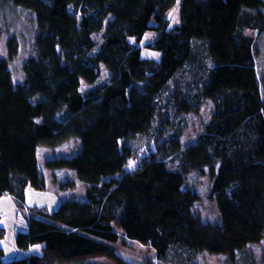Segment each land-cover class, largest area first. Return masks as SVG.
Instances as JSON below:
<instances>
[{
  "label": "trees",
  "instance_id": "16d2710c",
  "mask_svg": "<svg viewBox=\"0 0 264 264\" xmlns=\"http://www.w3.org/2000/svg\"><path fill=\"white\" fill-rule=\"evenodd\" d=\"M9 1L33 13L36 35L24 82L15 83L8 59L0 57V197L10 194L25 207L28 186L47 188L40 146L78 137L76 155L46 163L74 170L88 199L71 198L55 210L31 206L28 228L15 237L23 255L7 259L0 245V264L115 258L121 234L150 244L163 259L181 249L236 259L264 240V98L253 37L246 35L264 30V0H181L177 24L168 14L178 0ZM149 31L154 37L146 46L159 59L143 56L140 43ZM8 46L15 55L16 39ZM202 50L213 66L199 70L205 68V79L197 92L172 91L169 101L185 114L210 99L212 119L187 147L177 134L141 155L129 139L149 133L157 116L171 119L162 111L164 93L177 74L201 67ZM101 65L113 77L95 85ZM176 154L175 168L166 156ZM190 172L210 173L222 223L194 212L200 195L186 186ZM38 243L41 251H30Z\"/></svg>",
  "mask_w": 264,
  "mask_h": 264
},
{
  "label": "rangeland",
  "instance_id": "374dc122",
  "mask_svg": "<svg viewBox=\"0 0 264 264\" xmlns=\"http://www.w3.org/2000/svg\"><path fill=\"white\" fill-rule=\"evenodd\" d=\"M181 0H178L174 7L170 10L168 17L171 23H180V6ZM0 24L3 27L2 37L0 38V57L8 59L9 66L12 69L13 79L16 84L22 83L25 80V62L30 55L34 54V39L36 32V23L34 15L29 10H24L22 7L15 5L9 0L0 1ZM246 35L253 37V50L255 57V67L257 68V79H259L260 90L264 98V30L247 29ZM101 33L95 34L96 40H100ZM154 37V31H149L141 40L142 52L144 57H154L159 59L161 54L159 51L148 48L146 45L149 40ZM10 38H15L18 45L17 53L10 56V47L8 41ZM201 67L197 66L192 70H184L170 82L169 89L164 93L161 106L162 111L168 112L171 119L161 121L158 118L153 124L152 130L149 133H142L132 136L129 142L133 149L141 155L154 146H161L166 140H175V135H179L182 148L187 147L190 143L198 139L205 125L212 119L214 112V104L210 99H201L199 105L188 113L180 114L176 111V107L170 105V94L172 91L183 92L191 89L192 93L197 92L198 86L202 84L201 80L205 79V72L199 71L202 66L211 68L213 61L208 57L206 50H202L200 54ZM203 62V64H202ZM112 73L107 67L101 65V78L96 81L98 83H107L112 80ZM190 84L192 87L189 88ZM85 89L89 88L86 83H83ZM168 105V106H167ZM163 116V115H161ZM162 127H159V123ZM156 127V128H155ZM154 131V132H153ZM157 139V141H154ZM157 144H155V143ZM82 145L80 138L72 137L66 140L65 143L50 147L47 145L40 146L38 150V165L44 176H46V189L27 187L25 207L17 206V201L10 194H3L0 197V212L2 214L1 222L5 226V236L0 240V245L5 248L7 259L22 256L24 252L20 251L15 243L17 231H26L28 228L27 217L32 215L29 210L31 206H44L50 210H55L59 203L67 201L71 198L78 200H87L86 183L72 169H51L46 161L56 157H67L77 154L79 146ZM178 155H167L166 158L170 166L177 167L180 164ZM175 159V160H172ZM129 168H132L136 161L130 160ZM121 175H117L120 177ZM71 180H74L69 183ZM187 187H191L200 195V200L194 207V212L210 223H222V214L219 211L218 202L212 195V183L210 173L205 174L198 172H190L187 175ZM69 185V186H68ZM42 244H37L32 247V252L38 253L41 251ZM117 257L111 258L107 255L93 256L82 263L71 264H263L264 263V240L257 244H251L245 251L238 254L236 259H231L227 255L203 253H190L187 250L181 249L172 251V254L166 259L158 258L156 250L150 244H144L139 240L130 239L120 235V240L113 244ZM27 253V252H25Z\"/></svg>",
  "mask_w": 264,
  "mask_h": 264
},
{
  "label": "crops",
  "instance_id": "0c3cea01",
  "mask_svg": "<svg viewBox=\"0 0 264 264\" xmlns=\"http://www.w3.org/2000/svg\"><path fill=\"white\" fill-rule=\"evenodd\" d=\"M28 224V223H27ZM4 250H5V248H4ZM6 251V250H5ZM30 251H32V248L30 249Z\"/></svg>",
  "mask_w": 264,
  "mask_h": 264
}]
</instances>
